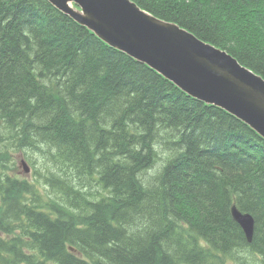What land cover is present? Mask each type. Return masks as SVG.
Returning a JSON list of instances; mask_svg holds the SVG:
<instances>
[{"label":"trees","instance_id":"16d2710c","mask_svg":"<svg viewBox=\"0 0 264 264\" xmlns=\"http://www.w3.org/2000/svg\"><path fill=\"white\" fill-rule=\"evenodd\" d=\"M133 1L264 77V0ZM0 264H264V138L47 0H0Z\"/></svg>","mask_w":264,"mask_h":264},{"label":"water","instance_id":"95a60500","mask_svg":"<svg viewBox=\"0 0 264 264\" xmlns=\"http://www.w3.org/2000/svg\"><path fill=\"white\" fill-rule=\"evenodd\" d=\"M49 1L110 46L147 64L190 96L224 109L264 137V77L227 51L158 18L133 0ZM232 213L250 239L253 217L235 206Z\"/></svg>","mask_w":264,"mask_h":264},{"label":"rangeland","instance_id":"374dc122","mask_svg":"<svg viewBox=\"0 0 264 264\" xmlns=\"http://www.w3.org/2000/svg\"><path fill=\"white\" fill-rule=\"evenodd\" d=\"M13 149H15L16 147H12ZM31 157V156H30ZM33 157H36L37 160H33ZM33 157H32V163L30 162V160H28L25 155L20 152V151H15L12 153V159H13V162H14V166L15 169H13L12 171L16 174H20V176L22 177H27L29 180H33V177H34V166L37 165V166H40L41 165V155L38 154V153H33ZM25 161V164L27 165L28 167V172H26L24 170V166H23V163L22 161ZM12 162V163H13ZM36 162V164H35Z\"/></svg>","mask_w":264,"mask_h":264},{"label":"bare ground","instance_id":"6f19581e","mask_svg":"<svg viewBox=\"0 0 264 264\" xmlns=\"http://www.w3.org/2000/svg\"><path fill=\"white\" fill-rule=\"evenodd\" d=\"M48 2H50L49 0H47ZM51 3V2H50ZM159 18V17H158ZM161 19V18H160ZM164 20V19H163ZM167 21V20H166ZM77 22V21H76ZM80 24V23H79ZM82 25V24H81ZM85 26V25H84ZM86 27V26H85ZM181 28V27H180ZM185 29V28H184ZM188 33H192L191 31H189V30H187V29H185ZM192 34H194V33H192ZM96 35V34H95ZM195 35V34H194ZM97 36V35H96ZM196 36V35H195ZM98 37V36H97ZM197 37V36H196ZM200 39V38H199ZM224 50V49H223ZM226 51V50H225ZM228 52V51H227ZM229 53V52H228ZM229 54H231V53H229ZM232 55V54H231ZM129 56H131V55H129ZM233 56V55H232ZM131 57H133V56H131ZM234 57V56H233ZM134 58V57H133ZM161 74V73H160ZM162 75V74H161ZM168 79V78H167ZM171 81V80H170ZM172 83H174V82H172ZM175 84V83H174ZM176 85V84H175ZM177 86V85H176ZM181 89V88H180ZM182 90V89H181ZM183 91V90H182ZM185 92V91H184ZM189 95V94H188ZM195 98V97H194ZM197 99V98H196ZM204 102V101H203ZM206 103V102H205ZM237 118V117H236ZM248 125V124H247ZM249 126V125H248ZM250 127V126H249ZM250 128H252V127H250ZM253 129V128H252ZM254 130V129H253ZM257 132V131H256ZM258 133V132H257ZM259 134V133H258ZM260 135V134H259ZM261 136V135H260ZM262 137V136H261ZM264 138V137H263ZM9 141V140H8ZM22 177V176H21ZM233 206H235V204H232L231 205V208H230V213H231V216H232V218L234 219V221H236L237 222V224L241 227V229H242V231H243V233H244V236H245V238H246V240L247 241H251V239H252V236H253V231H252V235H251V237H250V239L247 237V235H246V233H245V231H244V229H243V227L241 226V224L234 218V216H233V213H232V207ZM236 207V206H235ZM237 208V207H236ZM237 210H239L238 208H237ZM240 211V210H239ZM241 213H248V212H242V211H240ZM248 214H250V213H248ZM251 215V214H250ZM252 216V215H251ZM253 226H254V219H253Z\"/></svg>","mask_w":264,"mask_h":264}]
</instances>
